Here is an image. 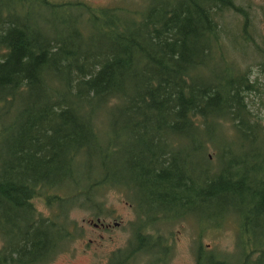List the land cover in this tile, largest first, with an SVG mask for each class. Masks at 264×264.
<instances>
[{"label":"trees","instance_id":"obj_1","mask_svg":"<svg viewBox=\"0 0 264 264\" xmlns=\"http://www.w3.org/2000/svg\"><path fill=\"white\" fill-rule=\"evenodd\" d=\"M142 5L0 0V263L50 262L78 230L69 209L110 216L95 198L113 189L136 219L108 264L159 251L155 225L203 210L210 227L234 223L236 249L195 264H264V99L250 106L261 92L230 46L253 44L247 23L234 36L220 22L242 7Z\"/></svg>","mask_w":264,"mask_h":264},{"label":"rangeland","instance_id":"obj_2","mask_svg":"<svg viewBox=\"0 0 264 264\" xmlns=\"http://www.w3.org/2000/svg\"><path fill=\"white\" fill-rule=\"evenodd\" d=\"M52 2H73L80 1L93 7H118L127 10H141L142 0H51ZM237 6H242L244 12L249 14L252 19L251 32L257 37H264V0H234ZM42 12L46 13L45 10ZM44 16V15H43ZM45 17V16H44ZM220 22L231 35H238L243 32L244 21L242 14L234 15L232 12L225 14ZM242 34V33H241ZM248 37V36H247ZM231 38L227 39L229 43ZM241 46L238 42H232L237 47V51L233 56L238 62V67L242 72L247 73L251 80L261 82L254 71L255 65L262 60L257 53L255 44H247L245 40L240 39ZM258 42V40H257ZM247 71V72H246ZM244 73V74H245ZM261 95H251L256 102L253 109H256L260 104V98L264 99V83L257 86ZM13 111H10L11 114ZM258 114L261 117V123L264 126V109L260 108ZM209 156H214V151L210 148ZM96 203H103V211H112V214H107L99 217H94L93 210H82L78 206H72L69 209L68 219L70 222L76 223L77 229L73 228L74 237L63 246L57 255L46 264H106L110 255L117 250L124 249L127 242L132 236V226L135 223V213L130 203H127L124 195L120 192L110 189L97 194ZM34 207L37 212L44 217L50 216L51 209L45 206L43 200L34 202ZM210 213L208 210H203ZM54 209L52 214H56ZM215 213V212H214ZM206 213H199L190 220H184L177 223H164L157 225L159 233L170 239V256L167 264H195V250L199 246L219 257L233 256L236 249V227L234 223L226 221L220 225L207 228L209 224L202 223L207 216ZM109 228H100L99 223ZM219 223V222H217ZM116 224V225H115ZM97 225L98 227H95ZM115 225V226H114ZM75 230V231H74ZM205 230V231H204ZM3 241L0 239V248ZM146 258L138 259L135 264H145Z\"/></svg>","mask_w":264,"mask_h":264},{"label":"flooded vegetation","instance_id":"obj_3","mask_svg":"<svg viewBox=\"0 0 264 264\" xmlns=\"http://www.w3.org/2000/svg\"><path fill=\"white\" fill-rule=\"evenodd\" d=\"M241 14L243 16V21H244L243 26L245 25V22L247 23L246 28H247V34H248L249 38L252 40L253 44H255L259 49H261L263 51V53H262L261 51L257 50V53L260 56L262 61L260 63H257L255 65L256 68H254V71H256L255 75L258 76L259 79H262L261 82H257L256 81L257 85L260 86V85H263V83H264V66L260 65V64L264 63V37H261V36L257 37L256 34H254L253 32H251L249 30L251 28L252 19L249 17V14H246L244 12V8L243 7H242ZM257 40H258V42H257ZM257 47H256V49H257ZM250 71H252V69ZM249 80H251L250 77H249ZM156 226L157 225H155V227L151 231H149V234L153 238L161 237V241L164 242L163 245L161 246V249L159 251L155 250L153 253H150V254L135 256L134 260H130L129 264H135L138 261V259H142V258H144V259L146 258V263L145 264H167V262L169 260V256H170V245H171L170 244V239H168V238L164 237L163 235H161L159 233V227L157 229ZM99 227L106 229V228H109V225L105 226L104 224H100ZM207 228L209 229L210 226H208ZM0 239L3 241V245L0 248V252H1L3 250V248H4V246H5V242L7 240L6 236H5V233L3 231L0 233ZM198 250L203 251V253L208 252L207 250H205L201 246L198 247ZM109 260L110 259H108L106 264L109 263ZM158 261H160V263H158ZM0 264H5V263L2 262ZM8 264H12V263L9 262Z\"/></svg>","mask_w":264,"mask_h":264}]
</instances>
